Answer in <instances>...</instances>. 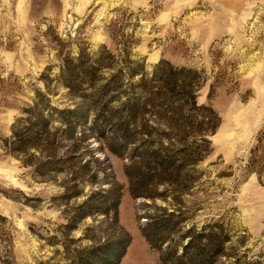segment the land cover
<instances>
[{
    "label": "rangeland",
    "instance_id": "rangeland-1",
    "mask_svg": "<svg viewBox=\"0 0 264 264\" xmlns=\"http://www.w3.org/2000/svg\"><path fill=\"white\" fill-rule=\"evenodd\" d=\"M0 264H264V0H0Z\"/></svg>",
    "mask_w": 264,
    "mask_h": 264
}]
</instances>
